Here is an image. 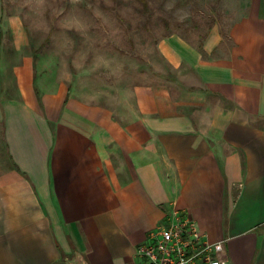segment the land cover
I'll list each match as a JSON object with an SVG mask.
<instances>
[{
  "label": "crops",
  "instance_id": "0c3cea01",
  "mask_svg": "<svg viewBox=\"0 0 264 264\" xmlns=\"http://www.w3.org/2000/svg\"><path fill=\"white\" fill-rule=\"evenodd\" d=\"M218 2L112 93L67 82L0 9V264H139L175 210L229 264H264V0Z\"/></svg>",
  "mask_w": 264,
  "mask_h": 264
},
{
  "label": "rangeland",
  "instance_id": "374dc122",
  "mask_svg": "<svg viewBox=\"0 0 264 264\" xmlns=\"http://www.w3.org/2000/svg\"><path fill=\"white\" fill-rule=\"evenodd\" d=\"M218 1L2 0L0 9L21 15L35 57L53 61L67 82L82 80L95 91L102 81L104 93H112L157 72V45L170 33L203 32L223 21ZM6 162L0 120V169Z\"/></svg>",
  "mask_w": 264,
  "mask_h": 264
},
{
  "label": "built area",
  "instance_id": "2783aa9c",
  "mask_svg": "<svg viewBox=\"0 0 264 264\" xmlns=\"http://www.w3.org/2000/svg\"><path fill=\"white\" fill-rule=\"evenodd\" d=\"M136 253L139 264H229L223 241L209 242L185 212L175 210Z\"/></svg>",
  "mask_w": 264,
  "mask_h": 264
}]
</instances>
